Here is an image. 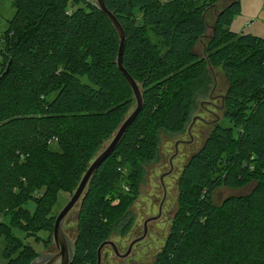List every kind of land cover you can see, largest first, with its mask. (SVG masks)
<instances>
[{
  "label": "trees",
  "instance_id": "16d2710c",
  "mask_svg": "<svg viewBox=\"0 0 264 264\" xmlns=\"http://www.w3.org/2000/svg\"><path fill=\"white\" fill-rule=\"evenodd\" d=\"M219 1L105 0L126 31L124 66L144 104L90 180L71 264H97L99 246L137 198L143 166L157 159L160 131H186L211 91L208 61L195 45ZM14 7L0 35V75L11 62L0 82V237L6 264H31L39 253L25 239L47 246L57 217L50 206L60 191L76 189L136 100L118 67L120 37L96 0H15ZM241 12V0L218 11L206 45L230 82L222 118L229 124L221 119L184 166L179 209L152 264H264V37L231 30ZM126 169L130 191L119 187ZM254 181L250 196L215 204L216 188Z\"/></svg>",
  "mask_w": 264,
  "mask_h": 264
},
{
  "label": "rangeland",
  "instance_id": "374dc122",
  "mask_svg": "<svg viewBox=\"0 0 264 264\" xmlns=\"http://www.w3.org/2000/svg\"><path fill=\"white\" fill-rule=\"evenodd\" d=\"M14 1L0 0V34L9 28V21L16 13ZM231 1L233 0H221L207 11L206 14L209 21L207 35L195 45V51L198 56L200 58L204 57L208 61V71L213 78L211 91L207 96L198 100L197 109L186 131L177 134H171L165 130L160 131V147L157 159L143 166L137 198L130 206L125 220L115 226L110 239L118 245L121 253H125L131 242L144 234V222L147 218L160 216L148 223L146 237L135 243L128 256H118L110 244L106 245L102 252V264H152L162 252L170 236L173 220L179 209V181L183 168L190 158L204 146L207 139L212 135L214 127L224 117V98L230 82L221 66H213L209 62L206 45L213 34V25L216 21L217 12ZM241 4L242 12L234 17L230 25L231 30L264 37V0H241ZM135 105V103L132 105L128 115L134 110ZM222 123L224 125L229 124L225 118L222 119ZM113 136L104 143L94 158L88 162L84 174ZM53 149L57 150L58 147L54 146ZM129 172L130 169H126L123 172L124 176L119 181L121 190H131L130 181L127 180ZM257 188L256 181L238 189L223 186L216 188L213 199L216 205H221L229 196H250ZM76 189L60 191L56 202L50 206V212L57 216L69 202ZM34 195L40 196L42 192L37 190ZM83 198L84 196L63 222V229L74 244V249H76L79 213ZM116 203L117 201L114 202V204ZM31 206V208H34V205ZM129 223L131 224L129 230L124 232L125 227ZM15 233L18 237H25V234L18 229H15ZM40 235L47 238L49 233L40 232ZM25 241L30 242L39 253V261L34 263L35 258L31 264H42L49 256L58 251L53 233L47 246H45L44 242L35 241L34 237H29ZM4 246L5 241L0 237V264H6V258L3 256Z\"/></svg>",
  "mask_w": 264,
  "mask_h": 264
},
{
  "label": "water",
  "instance_id": "95a60500",
  "mask_svg": "<svg viewBox=\"0 0 264 264\" xmlns=\"http://www.w3.org/2000/svg\"><path fill=\"white\" fill-rule=\"evenodd\" d=\"M96 5L99 7V9H101V11L107 14V16L109 17L110 21L112 22L114 28L116 29L120 37V48H119L117 63L126 81L133 89L134 98L136 100V105H135L134 110L127 116V118H125V120L119 126L118 130L116 131V133L114 134L110 142L107 144V146L92 161L87 171L83 175L77 189L74 191L71 199L64 206V208L60 211V213L57 215L55 223H54L53 236H54V242L57 246L58 251L52 254L51 256H49V258H47L42 264H71L74 261V258H75L74 244L70 241L68 235L64 231L63 222L65 218L67 217V215L70 213V211L74 208V206L84 196V193L90 183L91 178L95 174V172L116 150V148L122 141L123 137L125 136L126 132L128 131L129 127L132 125V123L135 121V119L140 114L143 108V104H144L143 92L141 90L140 85L124 66V50H125L126 39H127L124 26L122 25L120 20L117 18L115 13L112 12L108 8L105 0H96ZM213 29H215L214 26H213ZM10 66H11V62L8 63L6 69L0 75V82L9 73ZM159 216L160 215L147 218V220L144 222V234L140 236L139 238L134 239L125 253H121L118 245L113 240L109 239L107 241H104L98 248L97 264H102V252H103L104 247L108 244L112 246L113 250L118 256H128L131 253L132 248L135 245V243H137L138 241L146 237L148 233V223L153 219L159 218ZM37 261H39V257H37L34 260V263Z\"/></svg>",
  "mask_w": 264,
  "mask_h": 264
},
{
  "label": "built area",
  "instance_id": "2783aa9c",
  "mask_svg": "<svg viewBox=\"0 0 264 264\" xmlns=\"http://www.w3.org/2000/svg\"><path fill=\"white\" fill-rule=\"evenodd\" d=\"M1 35V34H0ZM2 43H3V41H2Z\"/></svg>",
  "mask_w": 264,
  "mask_h": 264
}]
</instances>
